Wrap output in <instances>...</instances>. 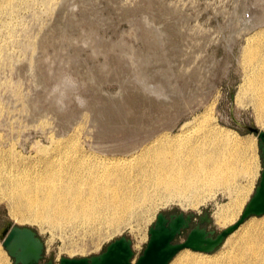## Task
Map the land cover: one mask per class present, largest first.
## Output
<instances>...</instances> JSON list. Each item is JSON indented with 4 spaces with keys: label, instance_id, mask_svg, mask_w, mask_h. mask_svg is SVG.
Instances as JSON below:
<instances>
[{
    "label": "rangeland",
    "instance_id": "374dc122",
    "mask_svg": "<svg viewBox=\"0 0 264 264\" xmlns=\"http://www.w3.org/2000/svg\"><path fill=\"white\" fill-rule=\"evenodd\" d=\"M263 9L264 0H29L19 2L12 14L0 5V231L7 225L33 229L43 243L41 264L99 255L124 236L132 243L134 264L158 213L194 215L176 243L196 225L216 235L230 224L219 226L214 215L239 188L235 222L262 170L256 134L237 127L230 111L239 124L264 131L248 100L238 107L234 102L243 82L240 48L252 34L243 32L245 19ZM176 79L177 89L171 91ZM161 100L171 105L178 101L177 109ZM195 120L235 143L249 166L233 188L200 185L197 197L188 191L179 197L163 186L148 185L145 200L132 207L117 228L75 216L34 221L9 199L6 177L30 182L46 161L54 167L76 162L78 174L107 162L130 160L134 165L145 148L159 143L157 137L173 141L183 125ZM63 167L56 169L60 180L73 174ZM129 175L138 181L134 170ZM204 214L210 222L201 225ZM262 229L264 215L250 217L214 252L182 250L169 264L216 260L248 233ZM0 264H13L1 243Z\"/></svg>",
    "mask_w": 264,
    "mask_h": 264
},
{
    "label": "bare ground",
    "instance_id": "6f19581e",
    "mask_svg": "<svg viewBox=\"0 0 264 264\" xmlns=\"http://www.w3.org/2000/svg\"><path fill=\"white\" fill-rule=\"evenodd\" d=\"M28 1L29 0H1L0 5L4 13L12 14L16 10L19 2ZM253 4H255L254 1L252 2V5ZM245 21L247 22V27L243 32L247 34L251 31L252 34L244 40V46L242 49L240 48L241 55L239 64L241 68H239L243 72V82L235 94L234 102L238 107L245 100H248L257 112L258 123L261 124L262 122L264 124V9L256 15H250ZM233 38H236V35ZM181 56L182 55H180V57ZM175 57L176 56H173V59ZM173 59L171 61H173ZM188 61L189 59L186 60V64ZM177 70H179V68ZM177 70L175 69V71ZM182 70L183 68L181 71ZM202 72L205 74V71ZM197 77H199V75ZM157 79L154 81L156 82ZM179 80L178 78V82ZM168 82L169 81L165 83ZM176 82L177 79L171 82V91L177 89ZM162 84L163 87H165L163 81ZM184 84H187V82ZM160 89H162V86ZM182 92L183 90L181 93ZM146 96L149 97L148 95ZM151 100L153 103L155 102L153 98H151ZM166 101L164 100L162 102L168 104ZM174 102L175 101H173V103ZM184 102H186V100ZM173 103L172 105H176L175 109H177L178 101H176V104ZM169 105L171 104L169 103L167 106ZM183 105L185 104H182V106ZM182 106H180V108ZM154 107L155 106H153V108ZM167 108L165 107V109ZM170 108H168V110ZM148 109L149 108H147V110ZM182 110H179V112ZM172 114L176 113L173 112ZM197 124L195 120L194 123L183 125L181 128V135L173 141H161V139L157 137L155 141L159 143H155L156 145L153 144L150 148H145L146 150L140 154L137 159L138 161L134 165L129 163L130 160L121 163L118 161L107 162L99 166L98 169H85L84 174H78L76 162H70L65 167L61 164L54 167L51 161H46L45 166L37 170L38 172L32 176L30 182H20L19 176H16L18 178L14 181L6 177V183L10 185L6 186L10 193L9 199L18 211L29 214L34 221L44 223L47 219H51L56 215L60 217L75 216L81 218L85 217L84 219L87 221H93L98 224L104 223L112 228H117L123 225V216L131 215L132 207L137 205L140 201L145 200L146 188L148 185L163 186L168 194L175 193L178 194L179 197H181L184 191H188L189 194L197 197V188L200 185H211V188H224L226 191L231 187L233 188L232 183L235 179L249 173V166L244 159H242V154L234 145L235 143L225 140L211 129L202 128ZM168 142H172V144L169 145L170 143ZM142 150H144V148ZM62 167L65 169H73V174L65 180H60L61 172L56 170ZM133 170L137 173L139 182L131 179L129 173ZM238 189H234L226 205L220 206L217 209L214 215V223L222 227L233 224L240 211L237 194ZM248 234L237 247L232 250L230 248V251L228 250L230 253L227 251L228 253L221 258L211 261L205 258H201V260L188 259L186 264H264V229H262L261 232L257 231L254 235ZM227 238L225 240H227ZM199 253L207 254L203 252Z\"/></svg>",
    "mask_w": 264,
    "mask_h": 264
},
{
    "label": "water",
    "instance_id": "95a60500",
    "mask_svg": "<svg viewBox=\"0 0 264 264\" xmlns=\"http://www.w3.org/2000/svg\"><path fill=\"white\" fill-rule=\"evenodd\" d=\"M230 114L237 127L256 134L262 164L258 185L239 218L216 235L214 231L196 225L189 230L184 241L176 243V237L190 228L194 215L178 213L166 216L158 213L154 224L148 230L145 249L134 264H168L183 249L210 254L247 219L264 215V131L241 125L234 119L233 110ZM209 222L207 214L199 217L201 225ZM0 241L13 264H41L43 243L33 229L7 225L0 231ZM133 255L131 241L122 236L109 243L99 255L87 258L62 257L58 264H131ZM45 264L53 263L48 261Z\"/></svg>",
    "mask_w": 264,
    "mask_h": 264
}]
</instances>
